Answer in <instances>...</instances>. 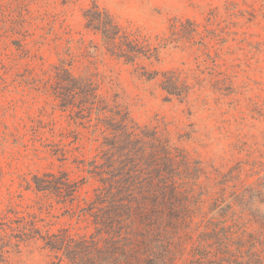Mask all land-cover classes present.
Segmentation results:
<instances>
[{
    "label": "rangeland",
    "instance_id": "1",
    "mask_svg": "<svg viewBox=\"0 0 264 264\" xmlns=\"http://www.w3.org/2000/svg\"><path fill=\"white\" fill-rule=\"evenodd\" d=\"M95 3L148 44L149 59L126 64L105 51L85 26ZM62 61L75 77L90 70L99 94L196 167V194L215 211L218 238L226 228L231 263L264 264V0H0V228L29 213L44 233L92 231L26 191L48 171L82 181L81 162L98 154L93 119L77 121L55 95ZM83 182L80 202L98 187ZM7 251L0 264L56 262L41 242Z\"/></svg>",
    "mask_w": 264,
    "mask_h": 264
},
{
    "label": "trees",
    "instance_id": "2",
    "mask_svg": "<svg viewBox=\"0 0 264 264\" xmlns=\"http://www.w3.org/2000/svg\"><path fill=\"white\" fill-rule=\"evenodd\" d=\"M84 19L86 29L101 37L111 57L126 64L149 59L148 44L127 32L98 4L85 11ZM70 67L69 61L55 67L59 89L55 95L63 109L78 110L77 121L93 119L91 135L99 143L98 154L79 168L87 174L82 181L94 180L98 187L94 197L80 202L86 182L73 180L66 172L48 171L35 175L26 191L37 200L54 201L92 231L44 233L29 213L19 218L16 227L7 217L0 228V257L12 246L19 249L41 242L56 260L52 264H217L219 242L222 263L232 264L226 251V228L218 238L215 211L206 213L207 201L196 194L195 183L200 179L196 167L164 134L139 126L116 101L99 94L100 86L90 70L75 77ZM186 181L194 184L184 187Z\"/></svg>",
    "mask_w": 264,
    "mask_h": 264
}]
</instances>
